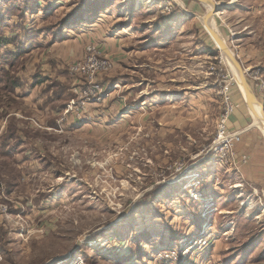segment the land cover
Returning <instances> with one entry per match:
<instances>
[{"label": "rangeland", "instance_id": "rangeland-1", "mask_svg": "<svg viewBox=\"0 0 264 264\" xmlns=\"http://www.w3.org/2000/svg\"><path fill=\"white\" fill-rule=\"evenodd\" d=\"M212 1L264 107V0ZM206 12L0 0V264H264V135Z\"/></svg>", "mask_w": 264, "mask_h": 264}, {"label": "water", "instance_id": "water-1", "mask_svg": "<svg viewBox=\"0 0 264 264\" xmlns=\"http://www.w3.org/2000/svg\"><path fill=\"white\" fill-rule=\"evenodd\" d=\"M186 1H195L199 2L202 5H209L211 9L206 12L205 16L202 19V24L204 26L205 31L213 41L215 47L217 50L221 53V55L228 61V63L231 65V70L234 73L237 84L239 89L243 93V99L245 102V105L247 109L249 110L251 115H255L256 111H259L257 113V117H260L261 123L264 124V107L260 104L258 98L254 94L252 88L250 87L248 80L246 78V73L243 69V66L241 65L238 58L234 55L230 47L226 44L224 39L221 37L220 33L217 35L210 29V23L214 20V17L216 16V13L220 10V7H216V4L212 0H186Z\"/></svg>", "mask_w": 264, "mask_h": 264}, {"label": "built area", "instance_id": "built-area-1", "mask_svg": "<svg viewBox=\"0 0 264 264\" xmlns=\"http://www.w3.org/2000/svg\"><path fill=\"white\" fill-rule=\"evenodd\" d=\"M88 52H90V51H88ZM102 68H105V69H106V64L102 65ZM102 71H106V70H102ZM78 72H79V73H82V72H81V69H80V71H78ZM227 111H228V113H232V112H233V108H232V106H229ZM225 123H227V122H226V119H224V120L222 121V124H221V126H220V128H219L218 142L223 143L224 141H227L228 144L224 142L225 144H224L223 146H224L225 149H228V148L230 149L231 146H232V144H231V140H230V139H232V137H230V136H228V137L225 136V134H224V127L226 126ZM227 138H228V139H227ZM214 149H216V151L219 150V149H217V148H214ZM243 160H245V158H243ZM4 213H6V208L0 206V214H4Z\"/></svg>", "mask_w": 264, "mask_h": 264}, {"label": "bare ground", "instance_id": "bare-ground-1", "mask_svg": "<svg viewBox=\"0 0 264 264\" xmlns=\"http://www.w3.org/2000/svg\"><path fill=\"white\" fill-rule=\"evenodd\" d=\"M205 7L207 9V12L211 9V7L207 4H205ZM214 20L210 23V29L216 33L217 35L219 34L217 29L214 27L215 25L213 24ZM223 57V56H222ZM223 60L226 62L227 65H229L231 67V65L228 63V61L223 57ZM241 90V89H240ZM241 93H243L241 91ZM258 113V111H256V114ZM252 115L253 119H254V125L261 131V133L264 135V124L260 122V120H258L257 115Z\"/></svg>", "mask_w": 264, "mask_h": 264}, {"label": "crops", "instance_id": "crops-1", "mask_svg": "<svg viewBox=\"0 0 264 264\" xmlns=\"http://www.w3.org/2000/svg\"><path fill=\"white\" fill-rule=\"evenodd\" d=\"M234 119H236V121H235V123H234V125H235V130H239V129H241L242 127H243V125H244V122H243V120H242V118L238 115V116H234L233 117ZM246 140L247 141H249L250 140V138L249 137H245L244 138V142H246ZM6 148V147H5ZM264 158V157H263ZM261 156H260V159H261V162L262 163H264V159H263ZM260 169L261 170H264V168L263 167H260ZM247 170H249V169H246V171ZM259 172L257 171L255 174H258Z\"/></svg>", "mask_w": 264, "mask_h": 264}, {"label": "trees", "instance_id": "trees-1", "mask_svg": "<svg viewBox=\"0 0 264 264\" xmlns=\"http://www.w3.org/2000/svg\"><path fill=\"white\" fill-rule=\"evenodd\" d=\"M218 51V50H217ZM0 156H5V155H0ZM6 157V156H5Z\"/></svg>", "mask_w": 264, "mask_h": 264}]
</instances>
